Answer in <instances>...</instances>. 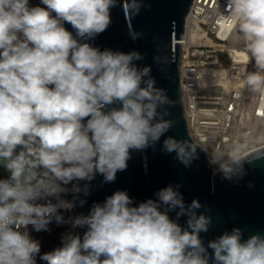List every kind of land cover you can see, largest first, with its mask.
Returning a JSON list of instances; mask_svg holds the SVG:
<instances>
[{"label":"clouds","instance_id":"obj_1","mask_svg":"<svg viewBox=\"0 0 264 264\" xmlns=\"http://www.w3.org/2000/svg\"><path fill=\"white\" fill-rule=\"evenodd\" d=\"M40 4L0 0V163L9 173L0 179V264H36L38 256L47 264H264L260 233L245 239L233 227L205 245L201 233L213 218L199 210L210 209L195 198L186 203L179 183L138 204L116 190L87 214L66 217L88 203L97 176L102 185L114 183L134 152L144 154L145 172L149 149L173 155L185 168L199 155L189 140L166 135L175 124L172 101L156 86L151 66L137 64L145 56L93 43L117 7L129 38H143L132 20L145 0ZM226 19L255 62L257 71L245 76L247 89L264 95V0H227ZM154 62L165 61L157 55ZM260 161L264 150L236 143L212 163L222 180L238 183L246 165ZM52 222L69 230L61 246L41 254L26 229L49 231ZM76 229H84L82 236Z\"/></svg>","mask_w":264,"mask_h":264},{"label":"water","instance_id":"obj_2","mask_svg":"<svg viewBox=\"0 0 264 264\" xmlns=\"http://www.w3.org/2000/svg\"><path fill=\"white\" fill-rule=\"evenodd\" d=\"M193 0H145L146 7L132 20L133 28L144 32L143 38L133 41L128 36V26L119 7L112 9V23L107 31L93 42L101 50L109 48L129 52L136 50L145 56L137 62L140 67L150 65L156 86L165 90L172 101L169 108L170 119L175 121L173 129L166 135L184 138L197 146L199 159L191 168H185L178 163L173 155H164L149 149L147 155L148 169L143 167V155L133 153L128 161V168L118 172L114 183L103 184V178L97 176L91 184V195L84 207H76V214H87L93 202H103L106 196L116 190H126L135 203L153 198L154 193L169 184H182L180 188L185 202L198 199L210 211L201 208L213 218V224L207 233H201L205 245L225 231L239 227L244 232V238L260 233L264 235V161L254 166H247V175L237 182L222 180L214 170L204 148L191 137L184 116L183 100L180 82V39L184 31L185 19ZM71 30L70 25H65ZM155 38V39H154ZM160 55L164 63L157 64L154 57ZM163 111V109H160ZM159 147V146H158ZM256 150H264V145ZM251 182L254 187L249 188ZM175 219V212L169 213ZM185 217L179 223L183 226ZM84 229H78L82 236ZM211 251V250H209Z\"/></svg>","mask_w":264,"mask_h":264},{"label":"built area","instance_id":"obj_3","mask_svg":"<svg viewBox=\"0 0 264 264\" xmlns=\"http://www.w3.org/2000/svg\"><path fill=\"white\" fill-rule=\"evenodd\" d=\"M41 6L40 0H29V6ZM227 0H193L185 19L184 31L177 41L180 44V82L184 116L193 140L201 145L210 161L222 156L237 143L236 135L229 131L234 127L238 100L237 93L228 99L217 91H207L214 84L205 83V77L217 78L219 70L207 67L211 52L224 50L235 42L234 25L226 19ZM237 47L243 48V45ZM205 56L206 59L199 61ZM233 69L239 73L235 64ZM207 84V85H206ZM255 119H264V96L257 99L253 113ZM213 165V163H212ZM1 179L3 175L1 174ZM71 199V196L68 197ZM55 202V201H53ZM67 216L76 215L75 209ZM65 227L68 225L56 224ZM30 225L27 227L29 234ZM23 230V229H21ZM78 233V229L75 230ZM36 264H40L36 260Z\"/></svg>","mask_w":264,"mask_h":264},{"label":"rangeland","instance_id":"obj_4","mask_svg":"<svg viewBox=\"0 0 264 264\" xmlns=\"http://www.w3.org/2000/svg\"><path fill=\"white\" fill-rule=\"evenodd\" d=\"M234 44L243 45L237 41H235ZM231 45L232 43L227 45L224 50L218 49L214 52H211L213 54V56L209 58L211 62L210 64H205L207 67L218 69L219 72H221L223 69L231 70V74H233V76L229 85L224 86L223 84H218L215 86H209L207 91H217L223 95L224 99H228L232 93H237L238 100L235 112V122L234 127L230 129L229 133L236 135L237 143L243 144L247 147V149H249L264 142V119H255L253 117V113L257 105V99L261 93L251 92L245 85L246 74L255 72L257 69L255 67V62L252 59L251 64H247L245 67L242 65V68L244 67L243 75L240 73V71L238 73L236 69H233L232 58L230 55ZM205 59L206 57L202 56L199 58V61L202 62V60ZM214 80L216 81L215 78L211 79L207 76L204 79L205 83L207 84H212ZM213 168L215 171H217L214 164ZM1 174L3 175L4 179H6L9 175L3 163H0V179ZM48 228L50 229L49 231H42V233L38 235L39 232L35 231L30 225L29 235L32 239L38 240L40 242L41 254L50 252L61 246V235L68 231V229L65 227H60L53 224H49ZM36 260L40 264H47V262L41 260L39 256Z\"/></svg>","mask_w":264,"mask_h":264},{"label":"bare ground","instance_id":"obj_5","mask_svg":"<svg viewBox=\"0 0 264 264\" xmlns=\"http://www.w3.org/2000/svg\"><path fill=\"white\" fill-rule=\"evenodd\" d=\"M235 41H237L236 37H235ZM230 55L232 58V63L235 64L236 68L237 67L239 68L240 73L243 75L244 67L247 64H251V59L248 58L245 51H243V48L237 47L236 44L231 45ZM242 65L244 66L243 68H242ZM232 76H233V74H231V70L223 69L221 72H219V75H218V78H216V81L214 80V82H216V83H214L212 81L213 82L212 84H214V85L223 84L224 86H228ZM243 84H244V81H243ZM263 145H264V142L260 145H255L249 149L253 150V149L260 147V146H263Z\"/></svg>","mask_w":264,"mask_h":264},{"label":"trees","instance_id":"obj_6","mask_svg":"<svg viewBox=\"0 0 264 264\" xmlns=\"http://www.w3.org/2000/svg\"><path fill=\"white\" fill-rule=\"evenodd\" d=\"M50 224L55 225L54 222H52V223H50ZM41 233H42V231H39L38 235H40Z\"/></svg>","mask_w":264,"mask_h":264}]
</instances>
